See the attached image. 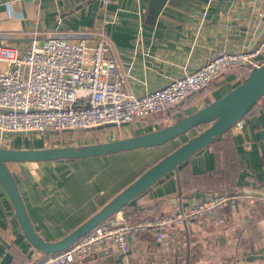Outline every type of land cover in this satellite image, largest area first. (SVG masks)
<instances>
[{
    "label": "crops",
    "instance_id": "0c3cea01",
    "mask_svg": "<svg viewBox=\"0 0 264 264\" xmlns=\"http://www.w3.org/2000/svg\"><path fill=\"white\" fill-rule=\"evenodd\" d=\"M149 3L0 0V44L23 50L47 33L84 37L92 43L96 31L103 28L123 89L139 96L194 70L218 48H251L264 35V0H167L158 11H150ZM246 72L243 67L229 69L200 94L163 112L65 141L94 143L163 127L224 95ZM197 131L160 146L76 159L10 162L8 167L35 230L45 240H56ZM65 141L38 134L0 138L9 148ZM210 190L238 196L227 209L226 226L214 227L201 219L171 225L161 240L152 232L138 233L129 236L130 251L120 260L113 253L92 256L81 264H264L263 101L122 210L159 216L203 199ZM39 254L23 236L0 185V264H28Z\"/></svg>",
    "mask_w": 264,
    "mask_h": 264
},
{
    "label": "built area",
    "instance_id": "2783aa9c",
    "mask_svg": "<svg viewBox=\"0 0 264 264\" xmlns=\"http://www.w3.org/2000/svg\"><path fill=\"white\" fill-rule=\"evenodd\" d=\"M109 52L103 28L92 43L84 37L47 33L23 50L0 44V132H38L56 141L75 140V135L99 126H120L158 114L200 94L229 69L243 67L248 74L264 57V35L251 48H218L194 70L139 96L123 89V77ZM259 101L264 102V94ZM237 198L231 192L207 191L203 199L159 216L120 210L62 251L40 253L28 264H81L109 249L124 257L130 251L129 236L152 232L161 240L171 225L194 220L224 227L227 209Z\"/></svg>",
    "mask_w": 264,
    "mask_h": 264
},
{
    "label": "water",
    "instance_id": "95a60500",
    "mask_svg": "<svg viewBox=\"0 0 264 264\" xmlns=\"http://www.w3.org/2000/svg\"><path fill=\"white\" fill-rule=\"evenodd\" d=\"M166 1L167 0H150V11H158L161 5ZM256 42L257 40L254 44ZM263 94L264 57L257 66L252 68L248 74L227 93L194 112L182 116L174 122L155 130L133 136L85 144L25 148L0 146V185L11 203L14 217L26 241L30 246L43 254L57 253L72 245L96 225L126 207L132 200L145 192L164 175L171 171H177L178 166L240 122L261 99ZM108 126H115V124L99 126L96 129ZM201 126L202 128L200 129L199 127ZM193 129L199 130L145 169L91 216L56 240H45L35 230L25 208L17 182L8 167V163L10 162H42L60 159H76L108 155L138 148L160 146ZM25 134H38V132H0V138L7 140L13 136ZM187 204L188 202H185L182 206L184 207ZM107 254H113L112 249L108 251H97L88 258L95 255L103 256ZM121 258L122 256H118L119 260Z\"/></svg>",
    "mask_w": 264,
    "mask_h": 264
},
{
    "label": "rangeland",
    "instance_id": "374dc122",
    "mask_svg": "<svg viewBox=\"0 0 264 264\" xmlns=\"http://www.w3.org/2000/svg\"><path fill=\"white\" fill-rule=\"evenodd\" d=\"M200 129L202 128V126L201 127H199ZM197 130H199V129H197ZM86 133H93V131H91V132H89V131H87ZM25 135H27V134H25ZM38 135H40V134H38ZM53 143V142H52ZM79 143V142H78ZM68 144H71V141H65V142H63L62 144H60V143H57V144H55V145H68ZM49 145H54V144H49ZM0 146H2V147H6V146H8V143H6V144H3V143H0ZM43 146H46V144H43Z\"/></svg>",
    "mask_w": 264,
    "mask_h": 264
},
{
    "label": "trees",
    "instance_id": "16d2710c",
    "mask_svg": "<svg viewBox=\"0 0 264 264\" xmlns=\"http://www.w3.org/2000/svg\"><path fill=\"white\" fill-rule=\"evenodd\" d=\"M247 75V72H246V74H245V76ZM259 102V101H258ZM210 191H216V190H210Z\"/></svg>",
    "mask_w": 264,
    "mask_h": 264
}]
</instances>
